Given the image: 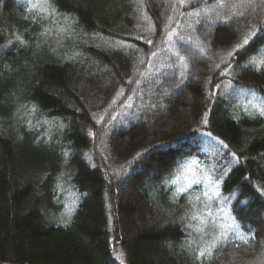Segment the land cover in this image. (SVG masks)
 <instances>
[{"label":"trees","instance_id":"16d2710c","mask_svg":"<svg viewBox=\"0 0 264 264\" xmlns=\"http://www.w3.org/2000/svg\"><path fill=\"white\" fill-rule=\"evenodd\" d=\"M42 7L0 0V264H264V4Z\"/></svg>","mask_w":264,"mask_h":264},{"label":"snow or ice","instance_id":"6c2138e0","mask_svg":"<svg viewBox=\"0 0 264 264\" xmlns=\"http://www.w3.org/2000/svg\"><path fill=\"white\" fill-rule=\"evenodd\" d=\"M30 2H31V7H32L33 11L38 12V13H42L44 15H49V16L54 14V10H50L48 8L42 7V5L49 4L50 0H34V2H33V0H30ZM245 2L248 4H254L256 2V0H245ZM260 2L262 4H264V0H260ZM257 31H260V30H257ZM255 35H256L255 31L247 33L243 37V42L241 44L236 45V49L244 48L245 45H248L249 39ZM228 56L232 57L233 52H229ZM252 63L255 66V62L253 61ZM257 70H259V69H257ZM209 95H211V93ZM253 107L256 108V111L260 116H264V102H261L258 105H254ZM245 111L247 112V109H245ZM204 122L207 123V120H205ZM209 135H211V134L209 133ZM220 143L223 144V141H220ZM225 147H227V146L225 145ZM233 155H235V154H233ZM183 168H184V170H187V171L192 170L191 165H188V164L183 165ZM196 182H198V181H196ZM173 183H175V181H173ZM188 187H191V184H189ZM179 191H187V189L182 188V189H179ZM205 195H207V193H205ZM193 219H199V217L194 216ZM223 239H227L226 235L223 236ZM245 243H247V241H245ZM216 244H217V242H214L213 245H211L210 247H215ZM208 252H209V248H205L204 250L199 252V257H204Z\"/></svg>","mask_w":264,"mask_h":264}]
</instances>
